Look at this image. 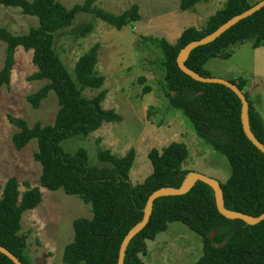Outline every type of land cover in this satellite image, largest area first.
Returning a JSON list of instances; mask_svg holds the SVG:
<instances>
[{"label":"trees","instance_id":"1","mask_svg":"<svg viewBox=\"0 0 264 264\" xmlns=\"http://www.w3.org/2000/svg\"><path fill=\"white\" fill-rule=\"evenodd\" d=\"M96 1L84 0L66 8L58 0H0L3 7L18 8L22 14L37 18V25L22 34L12 33L0 24V42L5 44L0 87L9 85L14 53L21 46L31 51V61L37 69L28 80L45 82L27 96V101L32 108H38L53 93L58 106L50 124L36 122L29 126L21 118L8 116L10 124L17 128L11 137L12 145L19 151L35 140L33 159L41 168L40 185L51 191L62 189L65 194L76 195L90 205L91 218L79 217L72 221L73 240L64 246L62 253L65 264H117L121 242L141 221L149 195L162 187H181L191 173L181 166L187 156L183 142H171L160 151L151 148L147 153L151 172L138 184L129 180L135 159L133 148L123 156H116L98 146L96 157L104 165L94 166L89 164L84 147L73 153L62 147L65 139H82L99 129L102 123L122 119L113 109L101 106L106 90L101 89L104 77L96 70L99 44L94 43L79 56L73 75L53 48L55 33L69 27L78 13L92 14L117 30L140 19L137 4L115 14L96 6ZM201 1L179 0V8L187 10ZM255 3L225 0L203 27L183 29L174 43L164 38H144L161 54V71L170 106L191 121L197 138L223 153L228 160L230 175L219 184L224 208L253 217L264 213V154L243 132L241 102L228 87L199 82L182 72L177 66V57L186 44L210 34ZM92 28L91 23L85 24L78 36L84 37ZM245 41L254 48L264 47V6L215 40L194 48L184 63L199 75L210 77L206 62L214 57L229 58L230 50ZM138 80L143 82L144 77ZM228 81L247 99L249 128L264 145V119L243 90L245 80ZM85 89L101 90L86 97ZM149 91L150 87L144 85L142 92ZM96 142L98 144L99 140ZM25 185L26 189L20 191L15 177L4 182L0 197V246L22 264H30L26 236L20 233L21 218L23 212L38 206L41 192L27 182ZM171 222L182 223L200 237L202 252L193 264H264V220L251 225L240 219L225 218L217 210L212 187L200 180L182 195H163L153 201L147 224L126 247L123 264H143L140 255L145 253L146 241L165 231ZM213 230L216 233L210 237ZM222 242H225L223 246H217ZM0 264L13 262L0 253Z\"/></svg>","mask_w":264,"mask_h":264},{"label":"rangeland","instance_id":"2","mask_svg":"<svg viewBox=\"0 0 264 264\" xmlns=\"http://www.w3.org/2000/svg\"><path fill=\"white\" fill-rule=\"evenodd\" d=\"M66 8L84 0H58ZM259 0H250L255 3ZM132 4H137L138 14L150 22L144 34L137 32L130 23L117 30L95 18L92 14L78 13L73 23L55 33L53 48L68 72L73 75L76 60L94 43L99 44L96 70L103 75L101 89L106 95L101 103L104 109H114L120 121L104 122L100 129L84 138L62 141L65 151L73 153L84 147L90 165L103 166L96 157L97 147L109 149L116 156H123L129 148L135 150V159L129 172L132 184L141 183L151 172L147 152L159 151L171 142H183L187 156L182 168L214 179L219 184L229 177L231 168L226 156L201 141L194 133L191 121L178 110H173L164 86L162 57L154 44L144 38H164L174 43L176 34L194 26L197 29L222 0H203L187 10H180L179 0H97L95 5L120 14ZM168 14V15H166ZM91 23L92 30L84 37L78 32ZM0 24L15 34L27 32L37 25V18L24 15L18 8L0 5ZM177 32V33H176ZM146 35V36H142ZM5 44L0 42V68L4 61ZM229 58H210L205 69L210 77L224 80H245L243 90L264 119V47H252L249 41L232 48ZM31 51L21 46L14 53V64L8 86L0 87V197L4 182L15 177L19 190L25 183L38 187L41 201L26 210L21 218V234L26 236L30 264H65L62 261L64 246L73 240L72 221L79 217L91 218L90 205L78 196L65 194L62 189L48 190L40 185L41 168L33 159L36 141L31 140L23 149L16 150L11 142L17 128L8 116L23 119L29 126L36 122L50 124L58 110L56 98L50 93L38 108H32L27 96L45 82L28 80L36 72L31 61ZM139 77H144L139 82ZM144 85L150 87L144 94ZM101 89H85L83 95L91 97ZM99 140L97 144L96 140ZM202 252L200 237L180 222H171L165 231L146 241L145 253L140 255L143 264H193Z\"/></svg>","mask_w":264,"mask_h":264},{"label":"water","instance_id":"3","mask_svg":"<svg viewBox=\"0 0 264 264\" xmlns=\"http://www.w3.org/2000/svg\"><path fill=\"white\" fill-rule=\"evenodd\" d=\"M263 6H264V0H259L254 5H252L250 8H248L247 10H245V11L231 17L230 19H228L226 22H224L222 25H220L217 29H215L210 34L202 37L199 40H195V41H192V42H189L188 44H186L178 54L177 66L179 67V69L182 72H184L185 74H187L188 76H190L191 78H193L196 81L203 82V83H219V84H222V85L228 87L230 90H232L237 95V97L239 98V100L241 102V124H242V128H243V132H244L245 136L247 137V139L257 149H259L264 154V145L256 139V137L253 135V133L251 132V130L249 128L248 101L245 98L243 92L236 85L232 84L228 80H224L221 78L201 76L198 73L191 70L190 68H188L184 63L186 58L188 57L190 51H192L194 48H196L200 45L207 44V43L215 40L222 33H224L227 29H229L231 26L236 24L238 21H240L244 18H247L248 16H250L253 13H255L256 11H258ZM198 180L203 181L212 187V189L215 193V201H216L217 210L225 218H227V219H240V220H243L244 222L251 224V225L257 224V223L264 220V213H262L256 217H253V216H249V215H246L243 213L234 212V211H230V210L225 209L224 205H223L222 190H221L219 183L217 181H215L214 179L206 177L200 173L193 172V173H190L189 177L186 179V181L184 182V184L181 187H179V188L162 187L160 189L155 190L154 192H152L149 195V197L146 201L145 207L143 209V217H142L141 221L138 222L136 225H134L127 232V234L125 235V237L123 238V240L121 242V245L119 248V253H118L117 264H123L125 250H126V247L129 243V241L138 231H140L147 224L149 217H150L153 201L157 197H160L163 195H182V194L186 193L187 191H189L190 188L193 186V184ZM215 233H216V230H213L209 234V236L213 237L215 235ZM224 244H225V242H222V243L218 244L217 246H223ZM0 253H2L7 258H9L13 262V264H22L15 255H13L9 250H7L6 248H4L2 246H0Z\"/></svg>","mask_w":264,"mask_h":264},{"label":"crops","instance_id":"4","mask_svg":"<svg viewBox=\"0 0 264 264\" xmlns=\"http://www.w3.org/2000/svg\"><path fill=\"white\" fill-rule=\"evenodd\" d=\"M225 2V0H222V4H221V6L219 5L218 7H216L215 8V10L212 12V14H214V12L216 11V10H218V9H220L222 6H223V3ZM198 4V3H197ZM211 14V15H212ZM166 15H168V14H166ZM210 15V16H211ZM209 17V16H208ZM206 21V20H205ZM132 24H134V27H133V29L135 28L136 29V31L138 32L139 31V33L140 34H144L143 32H145V30L147 31V30H149L150 29V26L152 25L150 22H146V20H143L142 19V16L140 15V19L138 20V21H135V22H133ZM151 28H152V26H151ZM123 29V28H122ZM182 31H180L179 30V32L176 34V39H177V37L180 35V33H181ZM142 36H146V35H142ZM175 39V40H176ZM169 42V41H168ZM171 43V42H170ZM154 46V45H153ZM158 50V49H157ZM164 76V75H163ZM164 86H165V82H164ZM149 93V92H148ZM101 103H103V101L101 102ZM102 106V105H101ZM172 108V107H171ZM112 109V108H111ZM173 109V108H172ZM114 110V109H113ZM174 110V109H173ZM115 111V110H114ZM110 123H113V122H110ZM109 122H108V124H110ZM102 125H103V123H102ZM101 125V126H102ZM100 126V127H101ZM100 129V128H99ZM99 129H97V130H95L94 132H96V131H98ZM94 132H91V133H94ZM90 133V134H91ZM89 135V134H88ZM148 153V152H147ZM136 157V156H135Z\"/></svg>","mask_w":264,"mask_h":264}]
</instances>
